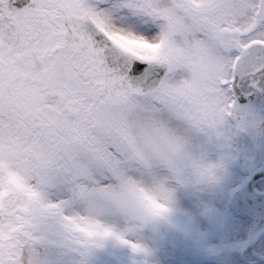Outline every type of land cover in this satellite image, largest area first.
I'll use <instances>...</instances> for the list:
<instances>
[{
    "label": "snow or ice",
    "instance_id": "snow-or-ice-1",
    "mask_svg": "<svg viewBox=\"0 0 264 264\" xmlns=\"http://www.w3.org/2000/svg\"><path fill=\"white\" fill-rule=\"evenodd\" d=\"M100 252L264 264V0H0V264Z\"/></svg>",
    "mask_w": 264,
    "mask_h": 264
},
{
    "label": "rangeland",
    "instance_id": "rangeland-1",
    "mask_svg": "<svg viewBox=\"0 0 264 264\" xmlns=\"http://www.w3.org/2000/svg\"><path fill=\"white\" fill-rule=\"evenodd\" d=\"M171 238H173V237H171V236H167V237L165 238L166 243H167L169 246H171V241H170ZM109 247H112L111 244L109 245ZM119 251H122V254H121L120 256H124V257L127 256V249H116V252H117V253H118ZM101 253H105V252H100V253H98V254L100 255ZM99 255H98V257H100ZM160 255H163V253H160Z\"/></svg>",
    "mask_w": 264,
    "mask_h": 264
}]
</instances>
